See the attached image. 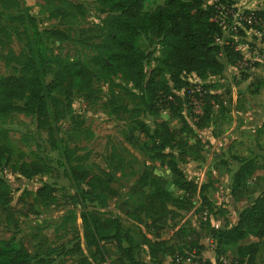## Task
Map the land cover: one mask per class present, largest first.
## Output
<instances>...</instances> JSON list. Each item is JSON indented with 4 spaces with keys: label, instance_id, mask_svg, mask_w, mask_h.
<instances>
[{
    "label": "trees",
    "instance_id": "obj_1",
    "mask_svg": "<svg viewBox=\"0 0 264 264\" xmlns=\"http://www.w3.org/2000/svg\"><path fill=\"white\" fill-rule=\"evenodd\" d=\"M24 1L0 0V37L10 40L12 36L25 35L24 50L17 57H6V64L16 67L11 68L10 75L0 77V167L12 155L4 144L10 131L4 127L6 120L14 115L33 119L35 130L28 131L23 139L35 146V160L18 166V180L28 182L51 166L41 137L44 133L64 179L74 191L69 200L80 209L81 227L80 232L75 229L68 247L47 249L43 256L32 255L16 243L17 221L9 216L2 220L0 215V264H57L58 260L65 262L70 258H75L76 264H145L135 257L137 243L131 231L123 228L118 216L104 211L118 197L112 184L115 174L123 168V158L112 153L105 159L107 169H98L99 165L88 161V155L80 154L76 145L69 146L75 144L85 124L84 118L73 110L72 99L76 96L86 105H94L103 92L100 83L108 86L112 113L130 116V132L123 134L124 140L136 146L148 161L166 167L171 184L180 192L179 197H174L166 190L164 178L144 169L129 193L144 197L145 204L136 210L148 222L131 211L126 201L115 208L142 224L151 235L152 239L142 237L151 260L167 252L172 264H177L175 257L185 255L174 253L159 240V232L173 213L169 206L189 211L192 201L198 198L200 206L206 208L202 214L206 216L207 211L214 209L206 193L207 185L189 180L181 168L188 152L194 155L193 160L201 158L198 144L192 147L187 137L201 126L208 110L222 108L223 97L231 96L229 89L223 94L212 93L216 82L205 80L221 76L227 65L244 62L237 47L249 45L244 41L248 32L260 33L258 40L264 47L263 28L257 22L233 21L231 15L236 12L237 0H164L152 12L144 11L149 0H96L93 11L99 20L97 31L80 28L90 11L86 4L75 0H35L39 13L57 21L56 26L40 29L30 10L22 8ZM242 13L264 24V8ZM15 23L17 27H13ZM227 32L233 37L228 38ZM216 39L223 41L217 44ZM140 41H144L145 50L140 48ZM64 43L77 45L73 55L61 50ZM56 44L59 47L54 49ZM152 60L154 66L150 65ZM191 76L200 81V93L195 91L197 85L191 84ZM247 79V75L241 77L242 81ZM115 89L134 103L133 109L116 104L112 95ZM193 100L201 102L200 115L194 112ZM160 108L177 119L180 128L170 129L163 121L149 126L140 119L143 115H156ZM185 110L190 111V120L184 115ZM261 136L264 139V129ZM231 160L234 171L229 195L238 199L256 165L252 158L233 156ZM89 164L96 166L97 172H92ZM55 192L47 183L20 191L0 175V211L5 212L15 201L14 193H19V202L30 198L33 204L46 209L54 203ZM206 229L214 246V264H223L230 248L236 252L232 264H258L257 256L264 244V188L238 212L235 222L223 218L218 228L207 222ZM249 237L257 241L243 244ZM108 246L114 248L115 259L111 258ZM190 248L197 257L203 251L197 238L190 241Z\"/></svg>",
    "mask_w": 264,
    "mask_h": 264
},
{
    "label": "rangeland",
    "instance_id": "obj_2",
    "mask_svg": "<svg viewBox=\"0 0 264 264\" xmlns=\"http://www.w3.org/2000/svg\"><path fill=\"white\" fill-rule=\"evenodd\" d=\"M75 1L86 4L90 9L85 20L80 23V28L97 31L99 20L93 11V8L96 7V0ZM248 1L237 0L234 7L236 12L246 10L243 7ZM163 2L164 0H149L144 6V11L152 12ZM22 8L30 10L29 13L37 20L40 29L50 28L57 24V21L49 19L47 14L39 13V7L35 0H25L22 3ZM11 13L17 15L15 11ZM13 25V27L18 26L16 23ZM21 30L20 28L19 31ZM260 36L261 34L257 31L248 32L244 41L249 45H242L241 50L242 54L247 56L244 58L246 63L245 61L239 63L233 66L234 68L227 65L222 76L208 77L205 80L216 82V87L211 90L212 93L223 94L229 89L231 96L229 98L223 97L224 105L222 108L214 107L208 110V117L200 123L199 128H194V134L187 137L188 143L192 147L196 143L198 144L201 158L193 160L194 155L188 152V158L181 165V168L189 180L198 185H207L206 193L212 201L214 209L207 211L206 216L202 214L206 208L200 206L198 198L192 201V208L189 211H180L169 206L173 213L159 232V240L165 242V247L182 255L193 252V249L190 248V241L197 238L203 246L200 256L194 255L198 264H207V261L214 264V246L208 236L206 223L208 222L212 227L218 228L223 218L235 222L238 212L247 206L264 188V139L261 136L262 129H264V47L259 43ZM227 37L233 36L227 32ZM24 39L25 35L18 38L12 36L10 40H4L0 37V77L10 75L11 68L16 67L13 63L7 65L6 57L7 55L17 57L24 50ZM139 46L142 50L146 49L144 41H140ZM53 47L55 49L59 46L56 44ZM75 47L77 48V45L72 43H64L60 46L61 50L69 55L75 53ZM84 51L88 53L87 50ZM258 59L263 63H259ZM255 63H258L260 67L252 70L251 68ZM150 65L154 66L155 60H152ZM243 75L248 76L246 81H241ZM189 80L193 83H200L195 76H191ZM250 84H253L251 88H249ZM231 85L235 86L234 89ZM98 86L103 92L94 105H86L76 96L72 99L73 110L84 118L85 124L78 138H76L75 144L69 143V146L76 145L80 149V154L88 155V161L99 165L98 169H107L105 159L112 153L123 158V168L115 174V181L112 184V188L117 191L118 197L110 201V206L104 211L118 216L123 228L131 231L137 243L135 251L137 260L145 264H172V258L167 252L160 253L155 260H151L148 256L147 247L142 244V237L146 236L152 239L151 235L147 234L142 224L123 216L115 207L117 204L126 201L131 211L136 215H141L144 222H148L141 211L136 210V207L145 204L144 197L132 196L129 193L130 187L144 169L164 178L167 181L166 190L174 197H179L180 192L171 184L170 173L166 167L161 166L158 162L148 161L136 146L124 140L123 134L130 132V116L129 114H124L122 117L114 115L109 107L107 84L100 83ZM250 91H256V93L252 94ZM112 95L116 99V104L128 109L134 108V103L120 90L115 89ZM184 115L187 120H190L191 113L189 110H185ZM140 119L149 126L163 121L167 123L170 129L180 128L178 120L169 117L166 109L160 108L156 115H143ZM4 127L10 130L4 144L10 149L12 155L9 161L0 167V175L20 191L47 183L53 186L56 192L54 203L46 209L33 204L30 198L21 203L17 200L19 193H14L15 201L5 212L0 211L1 219L5 220L7 219L6 216H9L17 221L19 234L16 237V243L32 255L43 256L47 249L60 246L68 247L75 236V229L80 232V209L70 204L69 198L74 194V191L62 175V168L56 161V154L50 150L43 133L41 137L46 147V155L52 162L51 166L46 168L43 174L28 182L18 180V166L22 162L35 160V146L31 141L25 143L23 139V136L28 135V131L34 132V121L23 115H14L6 120ZM134 135L140 141H144L137 132ZM233 156L252 158L256 165L254 175L246 181L242 195L238 199H232L228 189L234 171L231 160ZM88 167L92 172L98 170L96 166L91 164ZM144 191L145 194L148 193L147 189ZM256 241V238L249 237L242 243L248 244ZM107 248L111 258L115 259L114 248L111 246ZM235 256V248H230L228 257L224 258L223 264H232L231 261ZM75 261V258H70L65 262H60V260L56 262L57 264H76ZM257 261L258 264H264V244H261Z\"/></svg>",
    "mask_w": 264,
    "mask_h": 264
},
{
    "label": "built area",
    "instance_id": "obj_3",
    "mask_svg": "<svg viewBox=\"0 0 264 264\" xmlns=\"http://www.w3.org/2000/svg\"><path fill=\"white\" fill-rule=\"evenodd\" d=\"M231 16H232L233 21H235V22L236 21L237 22L244 21V22H247V23L257 22L258 24H260V26L264 30V24L261 21L253 20V18L251 16L245 17L242 12H234ZM222 41H223L222 39H216L215 40V42L217 44H221ZM237 50H239V47H237ZM191 84L197 85L195 87V91L198 92V93H200V88L198 86L199 83L197 84V83L191 82ZM192 104H193L195 110H199L197 112L194 111L195 114H201V111H200L201 102H200V100H193ZM175 262L177 264H198L197 261H195L194 252L189 253V254L185 255L184 257L176 256L175 257Z\"/></svg>",
    "mask_w": 264,
    "mask_h": 264
},
{
    "label": "crops",
    "instance_id": "obj_4",
    "mask_svg": "<svg viewBox=\"0 0 264 264\" xmlns=\"http://www.w3.org/2000/svg\"><path fill=\"white\" fill-rule=\"evenodd\" d=\"M245 5V7H243L244 9H246V10H250V9H254V8H264V0H249L246 4H244ZM239 47V51L241 52V50H242V45H240V46H238ZM242 53V52H241ZM243 55V54H242ZM243 57L245 58H247V56H244L243 55ZM244 61H245V63H246V60L244 59ZM259 63H263L261 60H257ZM239 64V63H238ZM237 65V64H236ZM230 66H232L231 68H234L233 66H235V65H230ZM260 67V65L258 64V63H255L254 65H253V67L251 68L252 70H256V69H258ZM225 71H226V68H225V70H224V72L222 73V75L225 73ZM245 74H247L246 72H245ZM254 74V73H253ZM221 75V76H222ZM242 81V80H241ZM246 81V80H245ZM231 87H232V89H234V85H231Z\"/></svg>",
    "mask_w": 264,
    "mask_h": 264
}]
</instances>
